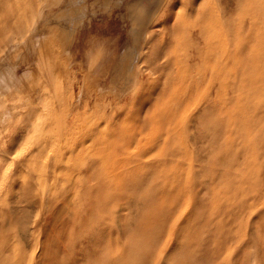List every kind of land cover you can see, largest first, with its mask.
I'll return each mask as SVG.
<instances>
[{
  "label": "rangeland",
  "instance_id": "rangeland-1",
  "mask_svg": "<svg viewBox=\"0 0 264 264\" xmlns=\"http://www.w3.org/2000/svg\"><path fill=\"white\" fill-rule=\"evenodd\" d=\"M166 1L142 43L143 83L120 95L110 67L131 44L123 18L117 32L104 15L69 37L38 0H0V73H13L0 94L28 86L37 101L32 125L0 141V264H264V0ZM212 8L215 24L237 28L212 32L219 52L186 68L197 79L178 104L169 92L206 46L198 12ZM101 46L111 52L96 65Z\"/></svg>",
  "mask_w": 264,
  "mask_h": 264
},
{
  "label": "bare ground",
  "instance_id": "bare-ground-1",
  "mask_svg": "<svg viewBox=\"0 0 264 264\" xmlns=\"http://www.w3.org/2000/svg\"><path fill=\"white\" fill-rule=\"evenodd\" d=\"M162 1H164V0H162ZM166 2H168L170 5L172 4V3H170L171 0H167ZM207 2H209V0ZM215 2H217V1H215ZM218 2L220 3V2H222V0H218ZM223 2L226 5V3L228 1L223 0ZM160 3L162 5L163 2H160V0H49L48 3L45 4V0H38V7L39 8L37 7L38 10H36V11L38 12V14H40V16H41V14H46V13L49 14L50 20L53 23L52 24L53 28H51V29L54 33L55 32H58V33L67 32L66 34H68L70 32H71L70 34H73L77 30L79 31L80 29H82V27H84V26H85L83 28L84 32H92L93 28L97 27V24H93L90 21L91 20H100L101 21L100 17L104 16V15L107 16V19H105L106 21H111L109 24H106L107 25V26H105L106 29L110 32H115L116 27L114 25V22L118 19L122 20V18H123L126 21V24L129 25L128 31L130 32V35H131V38H130L131 44L128 47H124L123 52L121 54H118V56H116V58L112 60V62H111L112 65L110 67L111 68V73H110L111 85L109 84V82H108V84L110 86H112V84L114 85L115 89L112 87V92L114 89L115 91H117L116 93H118L120 95H122V94L124 95L125 93L128 92L127 90L130 88H133V89H131V90H133L132 92H134V90H135V92H134V94H135L136 91L138 90L139 86L143 83V79H144L143 78V72L140 69V63L144 59V55L142 53V51L144 50L143 49L144 46L142 45V43L146 46L147 43L145 42V40H146V37L148 38V36H146V35H147V32H149V29H148L149 28L148 27L149 20L152 19L153 18L152 16H155L156 15L155 13H157V11L160 10V7H161V6H159ZM192 3L196 4V0H192ZM210 3H213V1ZM114 5H115L114 11L109 12L108 9H110ZM149 5H154V7L148 9L147 7ZM209 5H211V4H209ZM158 8H159V10H157ZM222 8L225 9L226 7H222ZM155 10H157V11L154 12ZM226 10L227 9H225L224 11H226ZM39 11H40V13H39ZM214 11L212 8L210 11L207 10V11L198 12L200 15L199 18L203 22L202 29H200L199 31L200 32H209V33H206V35H205L206 39H207V44L205 47H198V45L193 46V48H192L193 52L192 53H194V54L190 55V58L188 60L189 64L182 66L185 70L180 75L178 74L179 76L177 75L178 78L176 79V88L174 86H172L171 91L169 93L171 94V96L174 100H177L179 102L178 104H182V101H184V99L186 97L185 94H187L189 92V90H187V91H185V94L181 93V86L184 84V80H187V79L193 80V78L197 79V77H195L197 75L187 73L189 71L188 69L189 68H202V67L208 66V65H205V63L212 64L213 60L215 59V56L219 52L218 48L214 47V44H213L214 36H213L212 32H229V31L235 30L237 28L234 26L230 27L226 23L225 20H224V24H220V23L215 24V22H216L215 17H214L215 15L213 17H210V15H209V14L213 13ZM153 13H154V15H153ZM36 14L37 13H35V15ZM189 14H187V15H189ZM183 16L187 17L186 15H184V11H183ZM42 17H43V15H42ZM85 18H87L89 20L88 21L86 19V21H88L87 25H83V20ZM105 20H104V22H105ZM45 23L47 25V22H45ZM45 23H44V25H45ZM38 29L36 28V31ZM45 29H47V28H45ZM36 31H34V32H36ZM191 32H193V31H191ZM191 32H190L191 36H193L195 38L201 37L200 33L196 34V33H191ZM51 34H52V32H51ZM130 35H128V36H130ZM54 37H55V35L53 36V39H55ZM65 37H66V35H65ZM69 37H70V35H69ZM71 37H72V35H71ZM60 38L61 39L63 38L62 35L60 36ZM38 39L40 40V38L38 37L36 39L37 43L39 41ZM43 39H45V38H43ZM50 39H52V37H50L47 40L50 41ZM61 39H59V40H61ZM63 39H64V41H66L65 38H63ZM47 40H45V41H47ZM67 42H64V44ZM69 42H70V40H69ZM79 43L77 44V48L79 46ZM149 43L147 45H149ZM50 44H51V42H50ZM52 44H53V42H52ZM58 44H59V42H58ZM61 44H63L62 41H61ZM61 44H59V45H61ZM38 45H40V44H38ZM67 45H69V43ZM125 45H128V44H125ZM61 46H59L60 49H62L63 46H64L63 49H65V45H63L62 47ZM41 47H43V45ZM41 47L38 46V48H40V50H41ZM33 48H34V45H33ZM101 48L102 49L99 51V53H97V54H99L100 60H99L98 64H96V65H100L102 60H104L106 57H108L107 54H109L111 52V50L110 51L105 50L103 48V46H101ZM178 50H179L178 48H174L172 50V53L170 56H176V53L178 52ZM223 50L226 53V47L225 46H223L221 52ZM54 51H56V50L54 49ZM40 52H39V57H37V60H35L37 62H38V58L42 57V54L40 55ZM59 52H61V51H59ZM195 52H196V54H195ZM65 53H67V52H65ZM62 54H63V52H62ZM69 54L70 53H67V55H69ZM64 55H66V54H64ZM64 55H61V56L65 57ZM61 56H60V58H61ZM223 56H225V55H223ZM226 57H229V56L227 55ZM176 59H177V57H176ZM178 60H175V61L178 62ZM41 61L42 60L40 58L39 63ZM64 62L66 65L67 64L66 61H64ZM177 62H176V64H177ZM199 63H201L202 65L199 66ZM226 64H227V60L219 61V65H221V66H225ZM41 68H42V65H41ZM186 68H188V69H186ZM46 69H48V68L46 67ZM177 70H178V66H177ZM20 71H23V70H20ZM170 72L171 71L169 70V73ZM4 73L5 74L0 73V77H2V79L4 77L5 78L10 77V75L13 76V73L11 70L5 71ZM18 76L12 77V78H15V79L20 78ZM22 76H23V74H22ZM214 76H215V73L210 74L209 75L210 80ZM203 80L204 79H201L200 83H203ZM3 89H4V91H2L3 94H0V141H2L3 143H7L10 139H13L14 134H16L18 132V130L22 127V125H26V126L29 125L28 128L30 127V125H32L31 121L29 119H30V116L32 115L33 111L35 110V108L37 106V101L35 100V97H34L35 91L32 90L33 87L28 89V86H27V89L23 90L21 88L20 91H14V89H12L11 87H8V86L3 87ZM131 90H129V92H131ZM64 92H66V91H64ZM166 96H169V94H167ZM160 97L164 98L165 96L163 94L162 95L157 94L155 100L158 102L160 101V105L158 104L159 106L154 107V109L155 110L161 109L164 112V109L167 105L164 106L162 104L163 99H159ZM175 104H173V107L177 108V102H175ZM140 105H141L142 109H146L144 112V119L147 120V119L154 116L153 112L150 111V108H151L150 100H141ZM74 113H76V111H72L70 113V115H68V116H72ZM163 114L164 113H161L160 115H163ZM163 126H164V122H163V118H162L159 120V125H158L159 130H161V127H163ZM28 128H26V129H28ZM155 140H156V138H150L148 141L153 142ZM13 147H14V145H13ZM4 154H5V152L2 150V147L0 146V158H2L4 156ZM0 164H1V161H0ZM2 171H3V173H2ZM2 171H1V173L3 175L6 174V171L4 169ZM1 175H0V177H3ZM16 264H21V261H19Z\"/></svg>",
  "mask_w": 264,
  "mask_h": 264
}]
</instances>
